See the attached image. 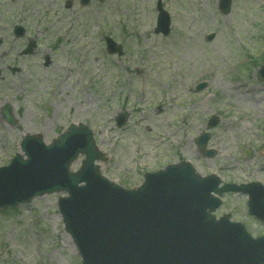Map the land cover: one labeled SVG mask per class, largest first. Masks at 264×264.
Returning a JSON list of instances; mask_svg holds the SVG:
<instances>
[{
  "label": "rangeland",
  "instance_id": "374dc122",
  "mask_svg": "<svg viewBox=\"0 0 264 264\" xmlns=\"http://www.w3.org/2000/svg\"><path fill=\"white\" fill-rule=\"evenodd\" d=\"M161 1L171 17L166 37L153 32L157 0H0V109L7 104L16 119L8 125L0 111V166L24 157L25 134L48 144L74 122L92 129L105 154L102 174L126 188L181 160L221 182L264 187V82L255 77L264 60V0H232L226 16L218 0ZM14 25L26 34L15 38ZM105 36L122 56L106 53ZM28 40L32 53L19 55ZM123 111L130 117L117 128ZM212 116L215 154L204 158L194 138ZM64 195L0 209V264H81L57 209ZM245 199L224 194L216 216L228 213L264 234Z\"/></svg>",
  "mask_w": 264,
  "mask_h": 264
},
{
  "label": "water",
  "instance_id": "95a60500",
  "mask_svg": "<svg viewBox=\"0 0 264 264\" xmlns=\"http://www.w3.org/2000/svg\"><path fill=\"white\" fill-rule=\"evenodd\" d=\"M229 3L230 0H222V12L229 11ZM157 10L156 32L167 34L169 16L160 2ZM107 45L110 53H121L120 47L110 39ZM6 119L10 121L7 115ZM121 122L117 119L118 126ZM21 146L29 160L26 162L16 155L12 165L4 169L23 167L15 174L14 183L3 189V195L15 203L66 190L70 197L60 199L59 206L68 230L83 252L85 264H92L95 259L99 264H205L199 260L208 259L210 251L207 250H212L214 242L230 239L205 212L206 208H214L209 197L210 190L214 189L186 164L146 175L138 190L126 191L100 177L98 167L94 166L100 153L91 131L83 125H71L47 147L40 135L25 136ZM78 153L85 155L82 166L76 173H68V164ZM53 160L54 165L50 167L48 162ZM81 181L86 184L78 188ZM203 237L204 245L201 244ZM236 237L232 249L248 255L239 259L240 264H264V240L251 243L242 234ZM172 239L189 240L191 245L184 249L180 246L182 243H174Z\"/></svg>",
  "mask_w": 264,
  "mask_h": 264
}]
</instances>
